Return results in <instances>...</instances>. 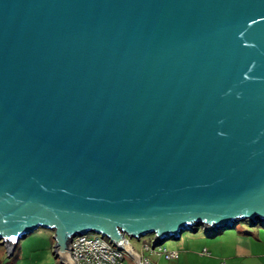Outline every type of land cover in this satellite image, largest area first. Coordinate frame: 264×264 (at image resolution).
<instances>
[{"label": "water", "instance_id": "95a60500", "mask_svg": "<svg viewBox=\"0 0 264 264\" xmlns=\"http://www.w3.org/2000/svg\"><path fill=\"white\" fill-rule=\"evenodd\" d=\"M264 222V0H0V243L39 227L135 260Z\"/></svg>", "mask_w": 264, "mask_h": 264}, {"label": "rangeland", "instance_id": "374dc122", "mask_svg": "<svg viewBox=\"0 0 264 264\" xmlns=\"http://www.w3.org/2000/svg\"><path fill=\"white\" fill-rule=\"evenodd\" d=\"M260 231L262 239L264 240V222ZM258 225V226H260ZM249 227L256 229L249 221H240L236 227ZM235 227V228H236ZM224 231L223 234L217 236H211L204 232V227L200 226V230L191 231L186 230L182 233L180 239H167L161 246L170 250H178L181 248L180 244L184 243L189 246L190 251L188 254L179 252L180 257L166 258L164 255L157 254L151 249H145L146 245L151 247L154 239L153 234L143 235L139 240L137 238H131V242L135 249L143 257H150L154 263L158 264H243L240 261V256L233 253V236L238 235L237 229H222L219 232ZM204 233L202 239L194 240L192 237L194 234ZM94 235V232H90ZM237 237V236H236ZM206 241V244H205ZM53 231L45 227H39L33 232L29 233L25 238L19 241L14 254L8 255L5 251V247L0 243V264H52L59 263L60 260L53 253ZM160 245V244H159ZM158 247L155 251L159 250ZM263 245V244H262ZM203 246L208 247L212 253L202 254ZM153 247V246H152ZM218 252V253H217ZM125 264H136V260L131 257L127 252H124Z\"/></svg>", "mask_w": 264, "mask_h": 264}, {"label": "built area", "instance_id": "2783aa9c", "mask_svg": "<svg viewBox=\"0 0 264 264\" xmlns=\"http://www.w3.org/2000/svg\"><path fill=\"white\" fill-rule=\"evenodd\" d=\"M206 230H209L205 228ZM146 245L145 249H151L157 254H164L166 258L177 257L179 252L178 250H170L163 248L161 244L159 245V250L155 251V248ZM72 255L75 264H125V255L124 250L117 247L107 236L102 235L101 233L94 232V235H91L90 232L85 234H77L72 239ZM207 252V249H204L202 253ZM52 264H63L52 263ZM136 264H153V261L150 257L141 256L136 260ZM223 264V263H222Z\"/></svg>", "mask_w": 264, "mask_h": 264}, {"label": "crops", "instance_id": "0c3cea01", "mask_svg": "<svg viewBox=\"0 0 264 264\" xmlns=\"http://www.w3.org/2000/svg\"><path fill=\"white\" fill-rule=\"evenodd\" d=\"M255 228L256 229H251L247 226L246 227L243 226L241 228L237 227V228H234L238 230V235H236L237 237L235 235H231L233 236L232 237L233 238V246H232L233 253L235 255L238 254V256L241 257L240 261L243 264H264V240L262 239L263 233L260 231V228H262V226H257ZM223 233L224 231L216 235H212V236H217ZM203 236H204V233H198V234H194L192 238L196 241L198 239H202ZM205 244H206V241H205ZM180 246L181 248L178 250L180 252L182 251L183 253L188 254V252L190 251L189 246L185 245L184 243H181ZM203 249H207V252L205 253L201 252L202 254L212 253L211 250L206 246H203ZM5 251H6V248H5ZM180 252H179L178 257H180V254H181Z\"/></svg>", "mask_w": 264, "mask_h": 264}, {"label": "trees", "instance_id": "16d2710c", "mask_svg": "<svg viewBox=\"0 0 264 264\" xmlns=\"http://www.w3.org/2000/svg\"><path fill=\"white\" fill-rule=\"evenodd\" d=\"M246 221H249V222L252 224V226H258V225H260V224L263 223V222H257L256 224H253L250 220H246ZM237 224H238V223H237ZM237 224H236V225H237ZM236 225H235V227H236ZM260 226H262V225H260ZM235 227H234V228H235ZM236 228H237V227H236ZM198 230H200V227L198 228ZM198 230H197V231H198ZM220 230H222V229H217V230H206V229L204 228V232H205L206 234H208V235H211V236L220 233V232H219ZM16 248H17V247H16ZM13 254H14V253H13ZM13 254H12V255H13ZM12 255H11V256H12ZM162 255H164V254H162ZM164 256H165V255H164ZM178 256H179V254H178ZM178 256H177V257H178ZM177 257H176V258H177ZM6 264H9V263H6ZM153 264H157V263H154V262H153Z\"/></svg>", "mask_w": 264, "mask_h": 264}]
</instances>
